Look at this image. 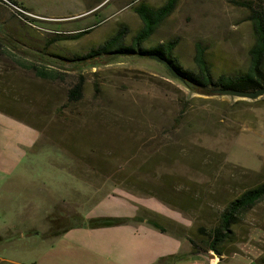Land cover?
Listing matches in <instances>:
<instances>
[{
	"label": "rangeland",
	"instance_id": "1",
	"mask_svg": "<svg viewBox=\"0 0 264 264\" xmlns=\"http://www.w3.org/2000/svg\"><path fill=\"white\" fill-rule=\"evenodd\" d=\"M6 1L0 0V124H9L13 140L26 139L32 161L26 176L10 180L9 216L0 213L12 233L64 231L80 215L86 222L140 218L183 240L187 255L212 252L201 228L217 226L231 201L264 181V96L200 94L138 53L89 55L122 28L130 45L143 27L134 8L167 0ZM237 1L243 0H179L143 47L177 41L176 56L194 69L200 42L215 77L245 71L255 36L249 11ZM90 27L78 39L61 38ZM23 64L55 77L42 79ZM77 86L79 97L72 95ZM234 228L225 248L264 249V201Z\"/></svg>",
	"mask_w": 264,
	"mask_h": 264
},
{
	"label": "crops",
	"instance_id": "2",
	"mask_svg": "<svg viewBox=\"0 0 264 264\" xmlns=\"http://www.w3.org/2000/svg\"><path fill=\"white\" fill-rule=\"evenodd\" d=\"M1 126L0 213L9 216L6 213L10 209L9 196L12 192L9 183L14 176H26L30 149L27 148L26 139L13 140L5 132L10 129L9 124H0V130ZM55 192L51 190L48 193L51 204L56 200L52 196ZM60 200L63 203L66 201L65 198ZM1 218L0 214V223L5 222ZM79 219V223L86 222L81 215ZM58 232L44 233L29 228L12 233L10 222H5L0 231V264H158L162 257L174 254L186 257L176 264H261L259 259L264 254L263 248L248 243L238 250L224 247L222 255L212 251L215 258L217 256L216 262L211 256L207 258L200 253L187 255L188 249L183 248V240L166 230L162 232L147 219L122 226L99 229L79 226L63 233Z\"/></svg>",
	"mask_w": 264,
	"mask_h": 264
},
{
	"label": "trees",
	"instance_id": "3",
	"mask_svg": "<svg viewBox=\"0 0 264 264\" xmlns=\"http://www.w3.org/2000/svg\"><path fill=\"white\" fill-rule=\"evenodd\" d=\"M9 2L14 5L16 4L15 0H9ZM178 2L179 0H167L158 8H153L145 3H141L138 7H135L134 10L141 18L143 27L132 39L131 44H125L127 29L122 28L102 46L92 49L89 55L93 56L95 54H105L113 51L123 55L138 53L141 56L146 55L149 58L154 55L158 56L170 64L172 69L180 76L181 81H183L189 89L205 95H212L211 92L214 93L215 90L220 89L253 92L264 88V0H254L251 2L243 0L235 2L237 6L249 11L246 21L250 22L253 27L255 42L249 49V66L245 71L224 73L218 77L214 76L206 59V49L200 42L196 43L194 69L187 68L176 56L175 50L177 41L169 40L149 49L143 47L144 43L154 35L160 24L174 12ZM93 27L81 30L70 37L59 36V38L61 37L62 39L70 40L78 39L89 33ZM119 43L120 46L117 47ZM115 47L117 48L115 49ZM23 66L33 71L36 76L42 79H54L55 77L51 70H48L45 67H39L34 64H23ZM72 95L79 97L81 95V87L77 86L72 91ZM262 201H264V181L249 188L238 198L231 201L220 214L217 226L211 229L201 228V234L205 235L207 239L206 241H203L205 247L217 255H222V248L227 246V243L232 242V237L234 235L233 228L239 223L240 217L254 209ZM132 221H140V218H93L87 222L76 223L73 228L70 227L64 229V231H60L65 232L79 226H84L89 229L122 226L127 225ZM149 223L162 232H165V229L157 222L149 221ZM60 231L58 233H60ZM184 258H186L184 255H168L162 257L158 264H176ZM259 262L264 264V254L259 259Z\"/></svg>",
	"mask_w": 264,
	"mask_h": 264
},
{
	"label": "water",
	"instance_id": "4",
	"mask_svg": "<svg viewBox=\"0 0 264 264\" xmlns=\"http://www.w3.org/2000/svg\"><path fill=\"white\" fill-rule=\"evenodd\" d=\"M151 59L165 65L169 71L171 72V74L180 79V76L172 69V67L170 66V64L168 62H166L165 60L161 59L158 56H150ZM214 93L216 94H221V95H225V96H233L236 98H241V99H250V100H254V99H258L262 96H264V88L259 89L257 91H253V92H246V91H237V90H224V89H220V90H215ZM201 255L205 256L208 258V256H211V258H215V254L213 252H209V253H201Z\"/></svg>",
	"mask_w": 264,
	"mask_h": 264
},
{
	"label": "built area",
	"instance_id": "5",
	"mask_svg": "<svg viewBox=\"0 0 264 264\" xmlns=\"http://www.w3.org/2000/svg\"><path fill=\"white\" fill-rule=\"evenodd\" d=\"M4 2H7L6 0H3ZM8 3V2H7ZM10 4V3H9ZM14 8L17 10L18 14L22 17H25V18H28L31 19V18H35V16L33 14H31L30 12H28L27 10L23 9V8H18V7H15ZM28 22V21H27ZM29 23V22H28Z\"/></svg>",
	"mask_w": 264,
	"mask_h": 264
},
{
	"label": "bare ground",
	"instance_id": "6",
	"mask_svg": "<svg viewBox=\"0 0 264 264\" xmlns=\"http://www.w3.org/2000/svg\"><path fill=\"white\" fill-rule=\"evenodd\" d=\"M216 259H217V256H216V258H214V260H215L214 262H216Z\"/></svg>",
	"mask_w": 264,
	"mask_h": 264
}]
</instances>
